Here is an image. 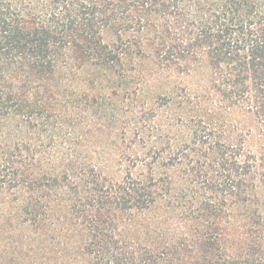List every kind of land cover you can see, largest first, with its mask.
Masks as SVG:
<instances>
[{"label":"trees","instance_id":"obj_1","mask_svg":"<svg viewBox=\"0 0 264 264\" xmlns=\"http://www.w3.org/2000/svg\"><path fill=\"white\" fill-rule=\"evenodd\" d=\"M235 110L264 136V0H0V264H264Z\"/></svg>","mask_w":264,"mask_h":264},{"label":"rangeland","instance_id":"obj_2","mask_svg":"<svg viewBox=\"0 0 264 264\" xmlns=\"http://www.w3.org/2000/svg\"><path fill=\"white\" fill-rule=\"evenodd\" d=\"M225 124L229 130V134L236 136V138H247L250 145L255 144L258 149L264 148V136L258 128V124L250 114L244 110L231 111L225 116ZM263 146H262V145Z\"/></svg>","mask_w":264,"mask_h":264}]
</instances>
